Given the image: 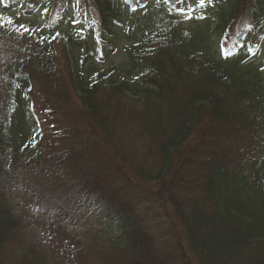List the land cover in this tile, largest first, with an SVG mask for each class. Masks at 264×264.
<instances>
[{
    "label": "trees",
    "instance_id": "1",
    "mask_svg": "<svg viewBox=\"0 0 264 264\" xmlns=\"http://www.w3.org/2000/svg\"><path fill=\"white\" fill-rule=\"evenodd\" d=\"M14 37L0 264L49 261L19 213L39 175L44 211L103 217L124 264H264V0H0V46Z\"/></svg>",
    "mask_w": 264,
    "mask_h": 264
},
{
    "label": "rangeland",
    "instance_id": "2",
    "mask_svg": "<svg viewBox=\"0 0 264 264\" xmlns=\"http://www.w3.org/2000/svg\"><path fill=\"white\" fill-rule=\"evenodd\" d=\"M184 23L189 26L191 22L185 19ZM27 47L23 41L14 37L12 47L0 46V51L14 52L19 55L18 57H22V55L28 54ZM263 54L264 51L262 56ZM2 77L3 70L0 68V90L2 89ZM27 176H29L27 180L29 181L33 176L30 170ZM38 178V183L45 185V189H37L38 197L42 201L35 203L31 195L24 197L23 194L19 213H23L25 216L26 224L22 227L25 233L24 237L28 240L39 239L46 247V255L48 253L49 257L46 256L47 261L49 260L47 264H124L125 261L127 262L128 253L111 246L105 236L102 234L100 236L105 221L95 212L87 208L77 209L67 200H62L60 204L63 207H59L57 204V207L61 208L57 212L59 215L54 214L52 210L46 213L44 209L54 207L53 203H49V201L53 202L58 192H56V188H53L51 179L47 176L39 175ZM30 184L32 187L33 183ZM46 187L49 188L46 189ZM35 206L40 211H37ZM44 222L46 223L44 224ZM24 247V243L22 244L21 240L16 239L11 243L10 250L11 253H15Z\"/></svg>",
    "mask_w": 264,
    "mask_h": 264
},
{
    "label": "snow or ice",
    "instance_id": "3",
    "mask_svg": "<svg viewBox=\"0 0 264 264\" xmlns=\"http://www.w3.org/2000/svg\"><path fill=\"white\" fill-rule=\"evenodd\" d=\"M208 2H211V0H208ZM204 3H205V0H199V4H200V6H203ZM26 30H27V29H26Z\"/></svg>",
    "mask_w": 264,
    "mask_h": 264
}]
</instances>
